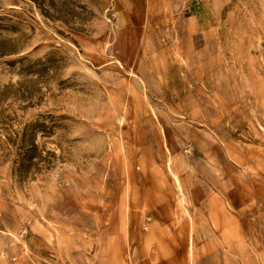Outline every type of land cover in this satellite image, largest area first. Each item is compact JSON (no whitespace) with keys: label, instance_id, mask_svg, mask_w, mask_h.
Listing matches in <instances>:
<instances>
[{"label":"rangeland","instance_id":"1","mask_svg":"<svg viewBox=\"0 0 264 264\" xmlns=\"http://www.w3.org/2000/svg\"><path fill=\"white\" fill-rule=\"evenodd\" d=\"M0 264H264V0H0Z\"/></svg>","mask_w":264,"mask_h":264}]
</instances>
